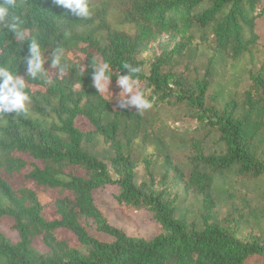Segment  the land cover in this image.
Listing matches in <instances>:
<instances>
[{
  "label": "trees",
  "instance_id": "trees-1",
  "mask_svg": "<svg viewBox=\"0 0 264 264\" xmlns=\"http://www.w3.org/2000/svg\"><path fill=\"white\" fill-rule=\"evenodd\" d=\"M17 2L47 73L28 78V42L0 29V66L23 77L31 96L27 115L0 118V264H264V242L240 233L255 210L245 200L246 210L220 219L212 194L219 173L245 187L264 182V0H89L93 15L82 20L52 0ZM162 36L173 48L149 55ZM57 47L68 66L59 77L51 68ZM93 61L110 62L112 86L125 63L140 68L152 108L119 109L98 94ZM181 63L187 73L177 71ZM236 69L251 81L243 105L230 99L218 108L215 78ZM163 108H184L196 129L218 134L223 150L191 143L186 175L149 122ZM140 164L147 180L137 183ZM157 165L164 172L156 182ZM109 187L120 207L147 212L160 233L137 238L109 225L94 197ZM42 191L60 197L46 203ZM190 194L201 197L198 221L183 206ZM89 222L110 241L89 234Z\"/></svg>",
  "mask_w": 264,
  "mask_h": 264
},
{
  "label": "rangeland",
  "instance_id": "rangeland-1",
  "mask_svg": "<svg viewBox=\"0 0 264 264\" xmlns=\"http://www.w3.org/2000/svg\"><path fill=\"white\" fill-rule=\"evenodd\" d=\"M264 45V39L262 41ZM175 44L173 39L168 36H162L155 43L150 45L148 54L151 56H159L162 51L167 49L170 51ZM185 63L178 66L179 73H187L184 70ZM234 73H230L225 77L217 76L215 84L222 90L223 95H218V108H221L230 99H234L238 104L243 105L244 94L251 87V81L242 70L236 69ZM203 71L200 72V75ZM121 89L116 86L109 85V92L112 94H103L105 98L117 100V96ZM130 98V97H128ZM149 122L152 124L153 129L170 147V154L173 162L178 165L183 172L188 175L191 171V165L188 158L191 156L190 145L193 142L199 143L205 153L214 151L219 152L223 150L222 145L218 140V134L208 132L207 129H196L199 126V121L187 115L184 108H163L155 115H149ZM156 136V137H157ZM260 148L264 151V135L262 134ZM96 151L100 155L108 157L107 147L98 145ZM137 183L147 180L143 165L140 164L136 168ZM164 169L162 166L157 165L154 170L156 182L162 177ZM264 181V180H262ZM261 188L258 189L253 184L245 185L241 180L232 172L219 173L215 176L213 183L212 194L216 203L220 219L226 217L228 214L235 216L238 215L240 210H246L243 203L248 201L250 207L255 210V215H247L245 220L239 226L241 227V235L243 237H259L264 242V182H260ZM252 192V193H251ZM117 193L114 187L99 190L95 194V204L102 212L107 220V223L112 227L121 230L124 234L131 237L151 239L160 233V229L155 223L152 222L150 215L143 210H127L120 207L114 201L113 195ZM60 197L59 194L42 191L40 198L46 203L53 201L55 198ZM201 204V197L190 194L187 196L183 206L187 209V216L192 220H199V206ZM49 212V207H46ZM87 231L94 238L101 241H110L105 235L99 234L94 230V226L89 222ZM4 232H7L4 230ZM58 238L66 239V234H56ZM40 248L42 246L40 245ZM248 264H260L259 261L252 260Z\"/></svg>",
  "mask_w": 264,
  "mask_h": 264
},
{
  "label": "clouds",
  "instance_id": "clouds-1",
  "mask_svg": "<svg viewBox=\"0 0 264 264\" xmlns=\"http://www.w3.org/2000/svg\"><path fill=\"white\" fill-rule=\"evenodd\" d=\"M52 3L70 11L75 17L89 19L93 15L89 0H52ZM18 8L17 0H0V29H7L12 33L20 44L28 42V58H21L26 65V74L33 80L47 73L44 64L47 62L41 44L35 38L29 39V30L24 25L25 21L21 15L16 13ZM63 48H55L51 55V68L57 70L56 77L63 76L68 71V66L63 61ZM110 62H92V84L91 87L98 94H112L109 92V85L113 80V71ZM127 70L126 75H117V87L121 89L117 96L116 107L125 109L134 106L138 111L152 108L153 103L148 99L149 91L141 87V80L138 77L140 68L133 67L127 63L123 65ZM80 87L78 83L76 85ZM27 89L25 79L15 72L6 63L0 66V118L7 114L14 116L27 115L28 105L31 104V96ZM130 97V98H128Z\"/></svg>",
  "mask_w": 264,
  "mask_h": 264
}]
</instances>
